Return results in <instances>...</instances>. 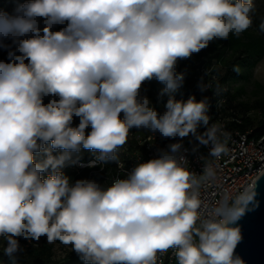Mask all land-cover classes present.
<instances>
[{"label":"clouds","instance_id":"obj_1","mask_svg":"<svg viewBox=\"0 0 264 264\" xmlns=\"http://www.w3.org/2000/svg\"><path fill=\"white\" fill-rule=\"evenodd\" d=\"M253 8L252 0H27L15 15L0 13V48L6 40L15 46L0 61L4 254L22 251L21 238L46 237L70 245L85 264H157L169 249L177 264H244L235 253L237 222L258 206L255 183L202 217L192 191L199 181L183 166L180 142L108 187L72 183L60 169L82 149L98 153L88 167L114 160L133 128L163 138L193 134L211 144L209 155L225 153L219 126H209L207 98L171 95L185 79L176 66L216 40L239 37L253 24ZM152 79L165 85L161 96L169 94L163 114L141 96ZM200 124L207 127L197 135Z\"/></svg>","mask_w":264,"mask_h":264},{"label":"built area","instance_id":"obj_2","mask_svg":"<svg viewBox=\"0 0 264 264\" xmlns=\"http://www.w3.org/2000/svg\"><path fill=\"white\" fill-rule=\"evenodd\" d=\"M214 66H200L195 69V86L200 96H208V116L209 126L218 125L220 131L217 133L218 139L227 149L219 157L211 156L210 145L201 144L196 135L190 134L184 138H163L156 132L144 128H133L130 130L127 142L117 149L116 158L113 165L106 167L105 163L96 167H88L90 161L82 162L73 154L72 160L66 161L60 169L63 171L70 168L75 172L89 170V176H95L104 187H108L117 179L126 178L128 173L139 163L146 162L159 156L161 150L167 151L168 145L180 142L182 149L178 155L185 160L183 166L198 179L199 184L194 186L192 191L199 193L201 204V216L207 217L214 207L223 199L229 201L242 193L249 185L264 173V135L252 137V129L240 130L231 124H241L242 115L232 113L225 108L228 90L227 86L219 83V74L213 71ZM203 82L207 86L206 91H201L198 85ZM188 99V98H187ZM185 99V101L187 100ZM244 117H247L246 115ZM205 125L197 127V135L206 130ZM206 169L210 170L209 175ZM49 171L41 174L47 176ZM44 242L50 246L51 258L57 262H63L66 258H79L72 251L70 245H64L60 241H54L64 246L63 252L54 258V247L43 237ZM0 243L6 246V241L0 237ZM22 251L34 249L39 246L37 241L20 239ZM157 264H177L175 250L169 249L164 254L157 255Z\"/></svg>","mask_w":264,"mask_h":264},{"label":"trees","instance_id":"obj_3","mask_svg":"<svg viewBox=\"0 0 264 264\" xmlns=\"http://www.w3.org/2000/svg\"><path fill=\"white\" fill-rule=\"evenodd\" d=\"M27 0H0V13L7 15H15L16 10L20 5L26 3ZM252 3H258L257 10L253 9L252 17L255 29L253 31H245L240 34L239 37H236L234 34H230L227 40H216L209 44V46L201 50L197 54H193L189 59L178 60L176 70L178 72L185 73V79L183 85L177 89L174 93H171L176 100H183L189 98L190 96H195L197 101L208 96H200L198 90L195 86V69L200 66L209 67L214 66L213 71L219 74V83L224 84L229 88L231 82L237 80H245L247 78L248 72L252 70L257 62L261 59H264V30L260 29V24L264 22V17H261L260 20H255V15L260 16V13L264 11V0H252ZM40 26L43 27V21H40ZM63 25L54 26L53 30H59ZM5 44L8 45L7 48H0V61L8 62V52L14 49V45L11 40H6ZM230 54L231 59L226 60V55ZM19 55V53H17ZM220 66L225 68V73L220 75ZM238 66L240 72L237 73L233 71V68ZM142 85L141 91L147 93H153L156 98L155 109L163 114L161 107H165L167 100L169 98L168 93H164L161 96V92L164 89L165 85L156 80L152 79L146 81ZM226 101L224 103L227 110H231L232 113H236V108L241 112L248 113L253 110L264 109V101L257 102L254 105H248L243 103H238L236 106L232 104L234 101L235 95L230 94L227 90ZM52 97H44V103L47 104ZM208 100V99H207ZM208 102V101H207ZM235 109V110H234ZM262 119L260 121L254 122L249 117H244L242 115L241 124H231L234 127L239 128L240 130L252 129V137H258L264 135V113L261 114ZM79 119L73 120L72 126H78ZM90 131V128L86 130V133ZM50 143L45 145L46 148H50ZM58 154V153H54ZM78 160L82 162L89 161L92 156L98 155L97 152L90 150L82 149L79 154H74ZM45 158V153L43 149L35 154L36 161H42ZM106 167L113 165V160L105 163ZM64 175L71 178V182L75 183L76 180L88 179L94 180L102 187H104L99 179L95 176H89V170H81L75 172L70 168H66L62 171ZM46 177V176H42ZM39 246L34 249H28L27 251L18 252L14 258L4 254L5 246L0 243V264H85V262L79 258H66L63 262L54 261L51 258L50 246L44 242L43 237L37 241Z\"/></svg>","mask_w":264,"mask_h":264},{"label":"rangeland","instance_id":"obj_4","mask_svg":"<svg viewBox=\"0 0 264 264\" xmlns=\"http://www.w3.org/2000/svg\"><path fill=\"white\" fill-rule=\"evenodd\" d=\"M254 10H257L258 3H254ZM255 20L261 17H264V11L260 13V16L255 15ZM255 29L254 23L252 26L246 31H253ZM231 55L227 53L226 60L230 61ZM225 73V68L220 66V75ZM144 86L145 83H144ZM230 94H234L235 98L232 102L233 105H237L238 103L254 105L257 102L264 101V59H261L259 62L255 64L250 72H248L247 78L245 80H237L235 82H231L228 88ZM141 96H147L150 100L152 106L155 108L156 98L153 93H145L141 91ZM235 110V109H234ZM161 111H165V107H161ZM236 113L238 115H243L249 117L254 122L260 121L262 119V113H264V109L253 110L248 113H243L239 109L236 108ZM79 119L78 117H74L73 120ZM54 247L53 255L54 258L59 256L62 252L64 246L58 244L57 242L50 243ZM3 245V244H1ZM4 246V245H3Z\"/></svg>","mask_w":264,"mask_h":264},{"label":"water","instance_id":"obj_5","mask_svg":"<svg viewBox=\"0 0 264 264\" xmlns=\"http://www.w3.org/2000/svg\"><path fill=\"white\" fill-rule=\"evenodd\" d=\"M254 183L258 206L247 211L237 222L242 239L235 253L243 259L244 264H264V173Z\"/></svg>","mask_w":264,"mask_h":264}]
</instances>
